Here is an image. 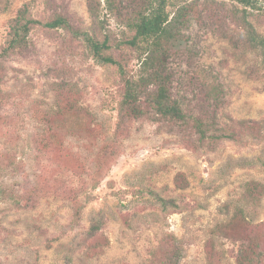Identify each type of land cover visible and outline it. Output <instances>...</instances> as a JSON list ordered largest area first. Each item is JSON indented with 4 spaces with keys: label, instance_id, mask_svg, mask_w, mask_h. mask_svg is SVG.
Segmentation results:
<instances>
[{
    "label": "rangeland",
    "instance_id": "rangeland-1",
    "mask_svg": "<svg viewBox=\"0 0 264 264\" xmlns=\"http://www.w3.org/2000/svg\"><path fill=\"white\" fill-rule=\"evenodd\" d=\"M116 1L125 16L145 6ZM256 1L249 21L264 39ZM168 2L171 14L196 5L169 63L186 126L150 108L140 119L119 112L117 67L98 64L73 33L109 37V54L136 73L138 55L123 44L133 31L106 0H0V54L24 5L42 24L63 16L71 25H40L26 52L0 60V166L22 163L4 179L22 199L0 204V264H237L242 242L212 231L239 210L252 225L234 234L261 238L264 195L247 197V184L264 185L263 51L246 42L237 2ZM200 117L233 140L201 141L192 121Z\"/></svg>",
    "mask_w": 264,
    "mask_h": 264
},
{
    "label": "trees",
    "instance_id": "trees-1",
    "mask_svg": "<svg viewBox=\"0 0 264 264\" xmlns=\"http://www.w3.org/2000/svg\"><path fill=\"white\" fill-rule=\"evenodd\" d=\"M110 10L124 20L132 36L123 42L125 46L133 50L138 55L140 62L136 73L129 72L125 66L123 56L118 60L114 58L109 51L111 50L110 39L106 37L102 42L87 32L74 30L75 36L84 39L90 55L101 65L116 66L123 84V95L120 102L119 112L131 119H140L147 115L146 108H150L162 120L182 126L189 125L190 118L185 112L183 104L177 100L172 93L173 74L170 70V58L173 52L181 50L186 43L185 32L188 31L193 22L192 12L196 5L192 2L188 5H182L171 14L168 10V0H145V6L141 10H133L131 15H124L121 12L123 3L116 0H106ZM243 6L241 12L239 9L234 11L236 17L243 24L246 31L244 37L252 49H260L264 54V39L256 31L255 27L249 21L252 16V10L257 9L256 0H233ZM43 25L48 29H71L69 21L63 16H56L54 19L42 24L32 16L29 5H24L18 10L16 17L10 23L9 39L6 48L0 54V60L6 58L9 54H19L29 49V35L36 27ZM194 128L200 135V140L208 139H232L233 136H227L225 133L216 136L218 132L224 129L216 128V122L213 120L211 125H207L203 118H192ZM261 123L253 122L249 124V129L261 133L259 126ZM211 133V134H210ZM22 163L13 161L10 167L0 166V204H14L20 206L22 197L14 186L5 184L6 173L13 171L17 173L22 169ZM13 187V188H11ZM17 190V191H16ZM247 193L249 198L260 202L264 195V185L257 182L247 184ZM165 204L167 201L160 199ZM240 225L246 231L252 225L247 220L243 211L239 210L234 218L229 222L218 225L212 235L217 232L223 233L229 239L238 238L241 242V249L238 253L237 264H264V222L259 223L258 228L262 232L261 238L257 242L251 241L240 235L234 234L236 228ZM92 230H98V226H93ZM242 236V237H241ZM246 243V244H244Z\"/></svg>",
    "mask_w": 264,
    "mask_h": 264
}]
</instances>
